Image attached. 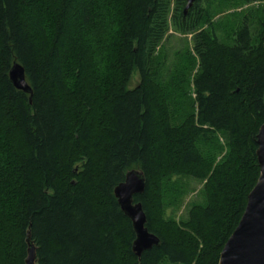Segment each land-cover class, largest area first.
<instances>
[{
	"label": "trees",
	"instance_id": "16d2710c",
	"mask_svg": "<svg viewBox=\"0 0 264 264\" xmlns=\"http://www.w3.org/2000/svg\"><path fill=\"white\" fill-rule=\"evenodd\" d=\"M186 4L0 0V264H25L28 235L37 264H219L260 177L264 0ZM233 6L249 9L227 39ZM171 29L188 67L168 65ZM133 170L160 240L140 258L114 194ZM190 179L203 202L177 219Z\"/></svg>",
	"mask_w": 264,
	"mask_h": 264
},
{
	"label": "water",
	"instance_id": "95a60500",
	"mask_svg": "<svg viewBox=\"0 0 264 264\" xmlns=\"http://www.w3.org/2000/svg\"><path fill=\"white\" fill-rule=\"evenodd\" d=\"M197 0H186L185 13ZM13 86L26 94L32 95V89L26 81L24 68L14 63L10 74ZM257 159L260 167V177L256 186L248 196L244 214L224 246L219 264H264V124L256 139ZM146 179L139 170L130 171L125 181L114 191L118 204L131 221L135 233L132 250L140 258L146 251L160 245V240L147 228V216L141 203H135L134 198L145 192ZM27 258L25 264H37L36 247L27 236Z\"/></svg>",
	"mask_w": 264,
	"mask_h": 264
},
{
	"label": "rangeland",
	"instance_id": "374dc122",
	"mask_svg": "<svg viewBox=\"0 0 264 264\" xmlns=\"http://www.w3.org/2000/svg\"><path fill=\"white\" fill-rule=\"evenodd\" d=\"M264 6V4H256L255 8ZM249 9L248 6L242 7H230L229 9H225L219 14L215 21H220L223 24V28L225 30L224 36L228 39L230 38V30L235 29L237 25H239L240 20L244 13ZM255 27H253V30ZM228 35V36H226ZM191 40V36H183L180 34L175 33L172 29L169 33V37L165 42L164 51L166 53L168 59V65L171 68L176 66L178 63L181 62L183 66H187V61L185 60L187 57L188 49H189V42ZM230 43V41H227ZM180 58V59H179ZM185 58V59H184ZM190 68V67H189ZM193 72L191 73V76ZM138 83V74L135 73L133 75V85ZM185 190L186 194L183 199L180 208L173 209L172 214L177 219H182L186 216L188 208L190 207L191 203H200L203 202V198L201 197V190L203 188V183L196 180H186L185 181Z\"/></svg>",
	"mask_w": 264,
	"mask_h": 264
}]
</instances>
